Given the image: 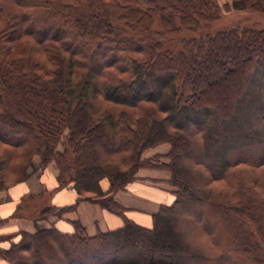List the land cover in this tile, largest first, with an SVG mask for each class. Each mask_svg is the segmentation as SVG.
Segmentation results:
<instances>
[{
  "label": "trees",
  "instance_id": "obj_1",
  "mask_svg": "<svg viewBox=\"0 0 264 264\" xmlns=\"http://www.w3.org/2000/svg\"><path fill=\"white\" fill-rule=\"evenodd\" d=\"M230 8L264 13V0ZM217 16L215 0H0V188L37 155L79 201L121 215L114 193L162 144L173 188L151 227L19 232L3 260L264 264V29L168 40Z\"/></svg>",
  "mask_w": 264,
  "mask_h": 264
},
{
  "label": "crops",
  "instance_id": "obj_2",
  "mask_svg": "<svg viewBox=\"0 0 264 264\" xmlns=\"http://www.w3.org/2000/svg\"><path fill=\"white\" fill-rule=\"evenodd\" d=\"M140 179L114 195L122 213L112 214L97 204L79 201L73 189L60 187L58 168L54 162L40 168L39 158H33L25 180L0 188V248L8 247V236L19 232L33 233L52 226L61 232L72 233L76 223L89 235L91 230L106 232L117 229L123 225V218H128L143 227H151L153 216L160 206L173 201L168 185L169 176L145 175ZM46 194L50 197L48 204L38 211L40 216L32 218L28 211ZM49 209L53 211L44 216L42 213ZM68 209L72 211L58 217V212ZM0 264L8 263L0 257Z\"/></svg>",
  "mask_w": 264,
  "mask_h": 264
},
{
  "label": "rangeland",
  "instance_id": "obj_3",
  "mask_svg": "<svg viewBox=\"0 0 264 264\" xmlns=\"http://www.w3.org/2000/svg\"><path fill=\"white\" fill-rule=\"evenodd\" d=\"M232 0H215L216 4V9H217V18L212 21H205L204 22V28L199 30V31H187V30H180L179 32L172 34L169 36V39H173L172 37L176 38V41L182 38H188V37H198V36H204L208 34H213L219 31L223 30H228L236 27H249L253 29H264V13H260L257 11H252V10H232L230 8V3ZM161 29V25L159 24V20L157 17H154V22L151 26V33L150 36L154 35L157 33L158 30ZM63 139L62 137L60 139V142L58 144V150L61 151L63 148ZM169 150V146L167 144H162L158 145L154 148L146 150L142 154L143 159H149L152 164H147L146 167L140 168L137 173H136V178L140 179L143 178L145 175L149 176H159V177H164V176H169V174L166 171L160 169L158 166L162 162L166 161V157L164 156L167 151ZM4 152H9L3 145H0V155H2ZM33 158H39V156H35ZM50 164V163H49ZM40 168H43L40 165ZM144 175V176H141ZM136 179V180H137ZM142 180V179H140ZM104 182V181H103ZM132 184V182L130 183ZM103 189H107V184L105 182L103 183ZM169 185V184H168ZM106 187V188H105ZM170 191H173V188L169 185ZM124 190L117 191L118 192H123ZM114 193V195L116 194ZM50 200V197L46 194L42 199H40L38 202H35V207L31 209V211H28L30 213V216L32 218H37L41 214L38 212L41 210L43 207H45ZM72 211V209L68 210H61L60 212L57 213L58 217H60L63 213ZM44 211V210H43ZM52 209H49V211H45L42 214L44 216H47L48 213L52 212ZM70 211V212H71ZM111 213V212H110ZM115 214V213H112ZM99 232H104V231H99V230H94L90 231L89 235H95Z\"/></svg>",
  "mask_w": 264,
  "mask_h": 264
}]
</instances>
